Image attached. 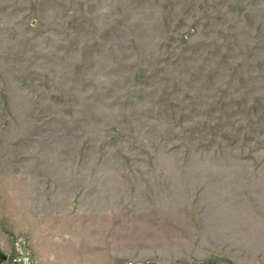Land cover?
<instances>
[{
    "label": "rangeland",
    "instance_id": "1",
    "mask_svg": "<svg viewBox=\"0 0 264 264\" xmlns=\"http://www.w3.org/2000/svg\"><path fill=\"white\" fill-rule=\"evenodd\" d=\"M77 257L264 264V0H0V264Z\"/></svg>",
    "mask_w": 264,
    "mask_h": 264
},
{
    "label": "crops",
    "instance_id": "2",
    "mask_svg": "<svg viewBox=\"0 0 264 264\" xmlns=\"http://www.w3.org/2000/svg\"><path fill=\"white\" fill-rule=\"evenodd\" d=\"M58 259L53 258V260L52 259L43 260V262H41V264H59L60 261ZM81 262H82V259H79V257H77V259L74 261V263H77V264H80ZM64 264H65V262H64Z\"/></svg>",
    "mask_w": 264,
    "mask_h": 264
}]
</instances>
